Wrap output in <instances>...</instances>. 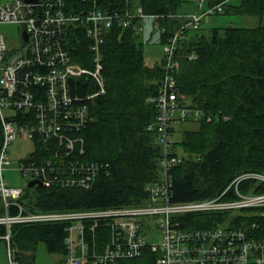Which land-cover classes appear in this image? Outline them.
<instances>
[{
    "label": "trees",
    "instance_id": "trees-1",
    "mask_svg": "<svg viewBox=\"0 0 264 264\" xmlns=\"http://www.w3.org/2000/svg\"><path fill=\"white\" fill-rule=\"evenodd\" d=\"M67 1L69 5L84 7H90L92 2ZM98 1L112 10L122 11L132 3V9L134 4H139L146 13L164 15L160 19L165 28L161 34L163 43L186 22L181 14L189 2ZM219 4L221 10L212 13L257 15L263 21L256 26H213L208 33L204 32L202 23L199 28L190 27L179 42L175 53L179 65L174 73L179 104L203 113L199 119H184L196 121L198 127L184 129L182 138L174 139L175 148L185 156L183 162L170 170L172 200L177 202L218 196L238 174L264 172V0H240L238 4L231 0H204L202 9ZM84 28H75L79 40L72 30L70 48L74 62L92 68L90 41ZM103 55L105 91L88 99L91 120L77 135L84 139L82 157L107 165L89 188L63 187L56 182L51 186L27 185L18 201L28 210L70 211L140 205L149 197L147 184L162 180L163 147L151 128L159 110L150 98L158 94L163 82L165 58L148 65L141 34L119 19L107 34ZM71 87L84 99L100 88L89 75L76 77ZM2 137L0 128V145ZM47 148L45 144H36L32 154L38 161L54 159V151ZM240 190L264 192V183L244 181ZM235 197L234 187L224 196L225 199ZM262 210L264 207H245L236 211L233 225L250 227L256 223L254 236L264 238ZM5 212L0 197V216ZM18 212L16 205L10 206L11 215ZM219 218L218 214L207 212L186 220H191L190 227L203 228L213 226ZM67 226L68 222L63 221L13 223L11 238L16 257L22 264H37L35 250L40 242L51 252L67 254ZM6 232L7 225L0 223V235ZM100 244L103 246L104 242L99 240ZM156 256L146 248L141 256L124 259L121 264H156Z\"/></svg>",
    "mask_w": 264,
    "mask_h": 264
},
{
    "label": "built area",
    "instance_id": "built-area-1",
    "mask_svg": "<svg viewBox=\"0 0 264 264\" xmlns=\"http://www.w3.org/2000/svg\"><path fill=\"white\" fill-rule=\"evenodd\" d=\"M204 0H201L203 8ZM129 3L122 11L102 6L92 0L90 7L69 5L67 0H0V26L16 23L22 28L24 44L11 47L0 30V197L6 209L0 223L7 232L0 235L7 242L9 264H22L16 257L11 226L16 222H68L67 264H121L124 259L139 257L146 248L156 256V264H264V238L254 236L250 227L233 225L234 213L245 207H264V192H242L240 185L253 180L264 183V173L247 171L238 174L218 196L177 202L172 200L170 170L184 160L175 148L174 127L178 119H199L200 109L181 107L178 101L175 70L179 65L176 50L185 32L199 28L205 14L221 10V4L203 12L182 13L186 22L171 36L165 47L166 73L154 101L159 110L151 125L163 147L162 180L149 183L147 201L140 205L92 208L70 211H33L18 199L24 187L10 185L4 171L11 164L9 146L19 134L35 143L30 156L20 161L23 174H31L45 185L89 188L104 163L88 160L84 139L77 135L91 120L88 99L105 91L103 46L116 19L125 26L142 29L151 18L160 35L165 31L162 14L146 13L142 6ZM85 27L92 52V68L73 61L70 48L72 30ZM76 28V29H75ZM27 35L28 37L26 38ZM89 75L99 84L97 92L86 99L73 92L76 77ZM54 151V159L38 161L32 154L36 144ZM58 144L59 146H57ZM57 146V147H56ZM63 146V147H62ZM231 187L237 197L225 199ZM11 205L19 212L9 213ZM213 212L220 216L211 227H190L194 214ZM264 215V210H262ZM100 230V232L98 231ZM159 231V233L157 232ZM104 235V239L101 236ZM158 235L159 240L149 238ZM104 242L103 246L99 245ZM2 264V263H0Z\"/></svg>",
    "mask_w": 264,
    "mask_h": 264
},
{
    "label": "rangeland",
    "instance_id": "rangeland-1",
    "mask_svg": "<svg viewBox=\"0 0 264 264\" xmlns=\"http://www.w3.org/2000/svg\"><path fill=\"white\" fill-rule=\"evenodd\" d=\"M232 3L238 4L240 0H231ZM201 0H189L185 4L184 11L202 12ZM182 12V13H183ZM263 21V18L257 15L248 14H226L222 12L207 14L204 16L203 30L208 33L213 26L220 25H239V26H256ZM0 30L5 34L7 43L11 47H20L24 44L22 35V28L16 23L1 24ZM141 34V40L144 42V50L146 63L153 65L160 62L166 55L164 43L161 40V35L158 28L154 26L151 18L145 20L142 29L138 31ZM198 123L192 120H183L177 122L174 127L173 138L180 140L182 138L184 129H195ZM2 130V124L0 122ZM35 149V143L32 139L27 138L24 134H19L9 146V154L11 157V164L7 166L4 171L5 180L12 186L26 187L32 179V175L23 174L19 168L20 161L30 156ZM159 233V231H157ZM151 240H159L158 235L149 238ZM7 242L0 238V263L9 264ZM37 264H67V255L61 252H51L48 250L44 242H40L35 250Z\"/></svg>",
    "mask_w": 264,
    "mask_h": 264
},
{
    "label": "water",
    "instance_id": "water-1",
    "mask_svg": "<svg viewBox=\"0 0 264 264\" xmlns=\"http://www.w3.org/2000/svg\"><path fill=\"white\" fill-rule=\"evenodd\" d=\"M29 2H37L38 0H27ZM26 38L28 37L27 35H25ZM36 185H44L43 181L38 179V178H34V179H31L28 183V186L29 187H33V186H36Z\"/></svg>",
    "mask_w": 264,
    "mask_h": 264
},
{
    "label": "crops",
    "instance_id": "crops-1",
    "mask_svg": "<svg viewBox=\"0 0 264 264\" xmlns=\"http://www.w3.org/2000/svg\"><path fill=\"white\" fill-rule=\"evenodd\" d=\"M189 11H185V12H183V13H188ZM165 58V57H164Z\"/></svg>",
    "mask_w": 264,
    "mask_h": 264
},
{
    "label": "bare ground",
    "instance_id": "bare-ground-1",
    "mask_svg": "<svg viewBox=\"0 0 264 264\" xmlns=\"http://www.w3.org/2000/svg\"><path fill=\"white\" fill-rule=\"evenodd\" d=\"M45 161V160H44ZM256 172H260V171H256ZM262 173H264V172H262Z\"/></svg>",
    "mask_w": 264,
    "mask_h": 264
}]
</instances>
